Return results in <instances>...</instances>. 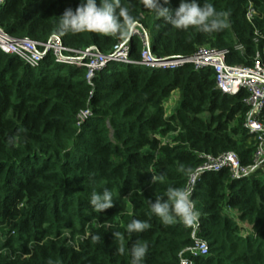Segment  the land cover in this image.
<instances>
[{
  "label": "trees",
  "instance_id": "1",
  "mask_svg": "<svg viewBox=\"0 0 264 264\" xmlns=\"http://www.w3.org/2000/svg\"><path fill=\"white\" fill-rule=\"evenodd\" d=\"M78 2L6 0L0 29L14 39L48 43L57 37L67 48L105 55L129 41L131 58L141 59L138 36L58 35V17ZM124 2L139 19L135 29L155 32L150 51L159 59L190 57L207 46L227 50L231 65L251 66L262 43H255L254 33H264V0H201L227 14L229 27L213 33L178 30L146 0ZM178 2L167 6L175 9ZM249 4L256 11L251 22ZM85 76L84 68L58 64L52 55L33 69L0 52V264H130L136 243L148 245L141 264H264V161L241 179L223 169L194 183L205 257L188 253L193 241L187 226L162 223L149 206L168 187H186L202 163L199 154L233 152L242 166L253 163L247 93L222 95L212 69L191 65L166 72L111 63L92 86ZM173 93L178 100L166 117ZM88 109L91 118L78 125ZM169 134L171 144L161 145L159 138ZM153 176L163 179L152 182ZM105 188L114 206L100 212L90 204L91 193ZM134 218L150 227L129 234L126 225Z\"/></svg>",
  "mask_w": 264,
  "mask_h": 264
},
{
  "label": "built area",
  "instance_id": "2",
  "mask_svg": "<svg viewBox=\"0 0 264 264\" xmlns=\"http://www.w3.org/2000/svg\"><path fill=\"white\" fill-rule=\"evenodd\" d=\"M6 0H0V10ZM256 16V11L249 4L246 19L251 22ZM255 43L262 41L257 50L251 66L231 65L227 62V50H217L211 47H199L190 57L175 59H159L150 51L152 47L148 31L134 30L131 36H138L141 40V59L135 61L130 56V42H120L110 54H102L94 48L85 50H73L65 47L57 37H53L48 43H38L29 39H14L6 35L0 29V52L15 56L27 63L31 68H38L47 55H52L55 62L62 65L84 68L85 79L92 86L94 78L109 64L138 65L149 70L172 72L191 65L195 71L212 69L215 76V88L225 96H235L242 91L247 93L245 104L249 111L245 128L249 134L255 137V152L253 163L242 166L233 152H227L217 157L199 154L202 163L189 176L186 187L194 185L197 179L206 172H219L228 170L232 179L237 180L249 176L264 161V123L260 120L264 111V33L255 32ZM240 50L242 47L239 48ZM165 104V115L168 117L175 105L172 96ZM174 101V103H173ZM91 118L90 110L81 111L78 115V125ZM171 135L159 138L161 145L171 144ZM186 226V225H185ZM188 227V226H187ZM193 245L187 249L192 258L205 257L208 254V246L205 241L198 238L199 228H190ZM179 264H192L191 260L181 259Z\"/></svg>",
  "mask_w": 264,
  "mask_h": 264
},
{
  "label": "clouds",
  "instance_id": "3",
  "mask_svg": "<svg viewBox=\"0 0 264 264\" xmlns=\"http://www.w3.org/2000/svg\"><path fill=\"white\" fill-rule=\"evenodd\" d=\"M170 0H146V7L165 23L178 30L198 28L203 33L219 32L229 27L227 14L216 10L211 3L201 0H179L178 6L171 9ZM139 19L125 5L124 0H79L77 6L66 8L58 17L57 34L93 33L97 36L130 39ZM184 171L191 173L190 168ZM152 182L163 177L153 176ZM194 185L187 187H168L165 195L149 200L151 212L164 224L180 220L190 228H199V212L195 210L192 199ZM90 204L100 212L114 206L112 192L105 188L102 192L91 193ZM150 224L140 219H132L126 225L127 232L140 233ZM119 235V233H116ZM99 240V237H96ZM123 252V249H120ZM148 253V245L136 243L129 249L130 264H141Z\"/></svg>",
  "mask_w": 264,
  "mask_h": 264
},
{
  "label": "rangeland",
  "instance_id": "4",
  "mask_svg": "<svg viewBox=\"0 0 264 264\" xmlns=\"http://www.w3.org/2000/svg\"><path fill=\"white\" fill-rule=\"evenodd\" d=\"M149 34H150V36H151V42H154V39H155V32L153 31V30H150L149 31ZM177 95V94H176ZM172 98H173V100L175 101V102H177V100H178V96L176 97L175 95H173L172 96ZM174 101H173V103H174ZM201 118H203V119H207L208 118V115L207 114H203V115H201L200 116ZM237 214H235V216H236ZM236 219V218H235Z\"/></svg>",
  "mask_w": 264,
  "mask_h": 264
}]
</instances>
